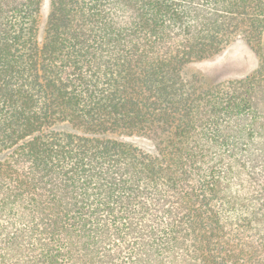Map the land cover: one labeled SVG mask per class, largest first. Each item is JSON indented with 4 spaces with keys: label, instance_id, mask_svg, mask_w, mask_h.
Here are the masks:
<instances>
[{
    "label": "trees",
    "instance_id": "obj_1",
    "mask_svg": "<svg viewBox=\"0 0 264 264\" xmlns=\"http://www.w3.org/2000/svg\"><path fill=\"white\" fill-rule=\"evenodd\" d=\"M43 1L0 0V264H264V0H49L40 46Z\"/></svg>",
    "mask_w": 264,
    "mask_h": 264
},
{
    "label": "rangeland",
    "instance_id": "obj_2",
    "mask_svg": "<svg viewBox=\"0 0 264 264\" xmlns=\"http://www.w3.org/2000/svg\"><path fill=\"white\" fill-rule=\"evenodd\" d=\"M49 13V0L43 1L39 18L38 42L43 44ZM258 59L251 47L242 39L235 40L220 55L186 67L188 76H199L204 85L241 79L255 70Z\"/></svg>",
    "mask_w": 264,
    "mask_h": 264
}]
</instances>
